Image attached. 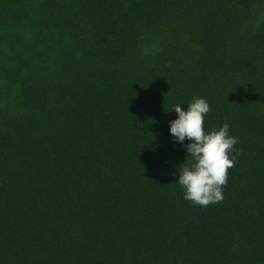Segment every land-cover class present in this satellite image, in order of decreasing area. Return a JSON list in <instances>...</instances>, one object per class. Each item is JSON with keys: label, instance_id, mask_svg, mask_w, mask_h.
Wrapping results in <instances>:
<instances>
[{"label": "trees", "instance_id": "obj_1", "mask_svg": "<svg viewBox=\"0 0 264 264\" xmlns=\"http://www.w3.org/2000/svg\"><path fill=\"white\" fill-rule=\"evenodd\" d=\"M194 97L239 138L207 207ZM0 264H264V0H0Z\"/></svg>", "mask_w": 264, "mask_h": 264}, {"label": "clouds", "instance_id": "obj_2", "mask_svg": "<svg viewBox=\"0 0 264 264\" xmlns=\"http://www.w3.org/2000/svg\"><path fill=\"white\" fill-rule=\"evenodd\" d=\"M174 111L178 118L170 121L171 135L180 143L191 141L186 146L189 158L179 166L178 184L184 189V199L201 207L221 203L229 170L240 155L235 147L239 138L230 134L227 123L206 130L211 105L205 98L194 97L187 110L178 104Z\"/></svg>", "mask_w": 264, "mask_h": 264}]
</instances>
